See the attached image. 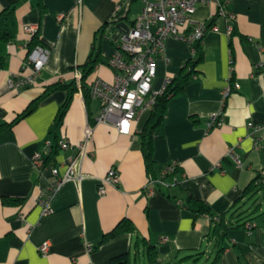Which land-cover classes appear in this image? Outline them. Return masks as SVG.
<instances>
[{"label": "crops", "instance_id": "crops-1", "mask_svg": "<svg viewBox=\"0 0 264 264\" xmlns=\"http://www.w3.org/2000/svg\"><path fill=\"white\" fill-rule=\"evenodd\" d=\"M125 1L83 0L78 6L74 0H43L47 11L41 17L35 0H0V12L17 6L18 23L0 70V124L13 122L0 132V264H111L112 258L126 253L129 264H210L221 247L216 264H264V190L255 204H246L247 214H252L245 221L255 224L252 231L231 228L220 242L209 236L210 217L196 214L188 203L189 197L202 200L213 214L228 213L229 219L235 203L246 201L244 190L256 174L264 177V0H227L226 9L235 15L231 34L216 4L196 8L193 18L199 22L218 15L202 39L197 74L183 93L168 101L154 140L157 179L167 166L177 167L173 177L163 179L168 185L149 183L142 153L139 133L151 109L141 113L128 134L107 123L93 126L80 181H66L54 190L49 171L40 173L34 166L32 155L42 151L47 165L63 172L100 105L92 98L87 103L79 90L58 122V110L68 96L59 89L28 115L21 113L49 86L73 81L75 68L88 60L94 47L105 61L96 65L88 81H113L108 60L143 6V0ZM29 24L40 27V42L51 56L36 83L17 92L7 83L15 73L31 72L24 69L30 37L23 26ZM192 56L186 40L168 37L156 61L154 88L178 74ZM219 111L224 121L209 128V117ZM250 121L260 128L249 127ZM62 140L72 148H60ZM232 147L242 165L229 158ZM111 167L119 170L120 182L106 184L101 195L98 186ZM42 193L50 198L47 215L37 203ZM124 218L134 230L101 242ZM161 237L168 240L161 242ZM45 241L49 250L44 256L39 246ZM88 242L94 244L90 252ZM149 244L157 250L156 261L148 254Z\"/></svg>", "mask_w": 264, "mask_h": 264}, {"label": "built area", "instance_id": "built-area-1", "mask_svg": "<svg viewBox=\"0 0 264 264\" xmlns=\"http://www.w3.org/2000/svg\"><path fill=\"white\" fill-rule=\"evenodd\" d=\"M76 5L82 6L83 0H74ZM133 0H126L130 4ZM227 0H143L141 12L134 20L129 32L122 34L116 44L113 55L108 63L114 70L113 81H106L100 77L93 79L90 84V96L99 103V112L92 121L85 133L83 141L77 148V154L68 156L64 162L65 170L60 172L59 166L47 165L42 151H36L31 159L34 166L40 173L49 171L51 187L56 190L69 180L80 181L85 174L81 169V162L87 153V146L90 142L93 126L98 123H107L115 127L120 133L128 134L132 130L133 122L138 119L141 113L154 107L157 96L161 94L170 78L168 77L161 88L153 86L156 77V61L165 47V41L170 36L186 40L192 45L204 37L206 32L213 26H207L206 22L194 20L193 14L199 5L216 4L218 14L228 19V30L233 31L235 15L225 7ZM39 27L35 25H24L23 30L30 39L35 35ZM51 56V50L43 44L33 47L28 53L24 64L30 68V73H15L8 78V87L17 92L34 85L39 74L42 72ZM264 67V60L260 63ZM75 80L80 87L82 71L75 68ZM224 121L222 111L212 114L209 117L208 127L220 125ZM249 127L260 128V125L250 121ZM62 149L72 148V145L62 140L59 142ZM51 142L47 141L45 149L49 150ZM229 158L236 164L242 165V159L232 147L228 152ZM175 165H169L161 173L158 180L165 185L163 177L174 171ZM120 182L119 170L111 167L107 175L101 179L98 192L105 193L106 184L118 185ZM152 192V189H150ZM41 207L42 215L51 212L50 198L43 193L37 199ZM255 224L247 222L245 229L248 233L252 231ZM168 237H161L160 241L165 242ZM88 252L94 249V244L88 242ZM49 242L45 241L39 246L42 255H47Z\"/></svg>", "mask_w": 264, "mask_h": 264}, {"label": "trees", "instance_id": "trees-1", "mask_svg": "<svg viewBox=\"0 0 264 264\" xmlns=\"http://www.w3.org/2000/svg\"><path fill=\"white\" fill-rule=\"evenodd\" d=\"M35 1H36V5L39 8L40 15L42 17L47 11L46 5L43 2V0H35ZM16 8H17L16 5H12L4 8L0 12V70L6 66V61L8 57V50H7L8 46L16 38V30L18 26ZM217 15L218 14L214 15L211 22L208 23L206 22L208 28L214 25L215 18L217 17ZM39 33L40 32L38 29L35 35L29 40L27 44L29 48L28 53L33 47H35L38 44H41ZM202 39L197 40L191 45L193 50V56L185 62L184 66L182 67V69L178 74L170 78L169 82H167L166 84L165 90L157 96L156 103L151 111V115L147 120L144 128L139 133L141 138L142 153L145 159L146 169L149 174V183L160 181L157 179L156 171L154 170L155 161L153 158V150H154V140L157 137L158 130L163 125L164 119L166 117L168 101L172 97L183 93L186 85L190 82L191 78L195 74H197L198 72L197 67L203 60ZM103 61L105 60L102 59L101 57L100 49L94 47L88 60L83 65L78 66V68L82 71L80 87L78 86L75 79L70 83L57 82L49 86L38 98L32 100L29 103L28 107L21 113V117H24L29 113H31L39 106V104L44 98H46L53 91L59 89L65 90L68 96L65 102L60 106L58 110V114H57L58 122H61L63 120V117L71 103L72 97L75 92L81 90L86 102L89 103L91 99L89 84L92 80L88 81V77L92 74L96 65L99 62H103ZM225 104L226 103L224 102V106ZM12 125L13 122L0 124V132L10 128ZM176 171H177V167L174 168L173 172L166 174L163 177V179L168 180L170 176L173 177ZM262 190H264V177L262 176V174L258 173L244 190V197H247L246 201L241 202L242 200L239 199L235 203L234 207L231 209V211H229V219H227L228 213H222L220 215L213 214L210 206L202 200H197L189 197L188 203L190 204L189 207L193 209V211L196 214H206L210 217L211 222L213 224V228L209 236L217 238V240L220 242L227 237V233L229 229L239 228L242 226L245 227V224L249 222L248 220L247 222L245 221L246 218H248L250 214H252V212L247 214V211L250 207L246 206V204L250 202H251V206L255 204L258 201V197H257L258 193ZM6 200L7 198H4V201ZM257 208L258 205L257 206L255 205L253 212H255ZM134 228L135 226L128 219L124 218L116 225V227L112 231L106 233L103 236L101 242H104L107 239L119 233L126 231L127 232L133 231ZM147 248H148V254L150 255L151 259L156 261L157 250L155 246L149 244ZM223 250L224 247H221L218 250L216 257L210 264H216L219 261L221 252ZM128 256L129 255L126 253L114 257L111 260V264H129Z\"/></svg>", "mask_w": 264, "mask_h": 264}]
</instances>
